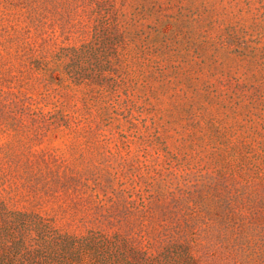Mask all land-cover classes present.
<instances>
[{"label":"rangeland","instance_id":"rangeland-1","mask_svg":"<svg viewBox=\"0 0 264 264\" xmlns=\"http://www.w3.org/2000/svg\"><path fill=\"white\" fill-rule=\"evenodd\" d=\"M0 264H264V0H0Z\"/></svg>","mask_w":264,"mask_h":264}]
</instances>
